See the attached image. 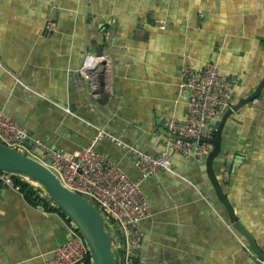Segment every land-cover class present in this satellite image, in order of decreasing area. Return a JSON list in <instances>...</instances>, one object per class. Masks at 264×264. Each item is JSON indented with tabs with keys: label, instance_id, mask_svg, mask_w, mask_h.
Returning a JSON list of instances; mask_svg holds the SVG:
<instances>
[{
	"label": "crops",
	"instance_id": "obj_1",
	"mask_svg": "<svg viewBox=\"0 0 264 264\" xmlns=\"http://www.w3.org/2000/svg\"><path fill=\"white\" fill-rule=\"evenodd\" d=\"M88 56L103 59L99 97L79 71ZM210 62L239 79L232 106L257 89L264 0H0V111L39 146L61 153L74 155L103 129L159 155L167 123L187 118L182 69ZM98 151L141 179L127 148L104 139ZM206 159L172 154L170 171L143 182L151 216L139 224L133 256L141 264H264L231 223ZM214 172L264 252V89L228 118ZM3 177L0 264H47L70 238L71 223L54 203L30 205ZM114 253L122 257L117 235Z\"/></svg>",
	"mask_w": 264,
	"mask_h": 264
},
{
	"label": "built area",
	"instance_id": "obj_2",
	"mask_svg": "<svg viewBox=\"0 0 264 264\" xmlns=\"http://www.w3.org/2000/svg\"><path fill=\"white\" fill-rule=\"evenodd\" d=\"M102 61V57L88 56L79 70L96 97H99L101 86L99 63ZM238 81L234 75H223L215 62L205 64L201 70L183 68L181 87L189 95L187 118L171 119L167 123V130L172 137H168L165 150L157 156L127 147L115 135L103 129H98L90 144L74 155L40 146L52 159L50 169L61 183L90 202L97 203V209L103 212L115 229V235L120 237L124 264L133 263L132 256L141 239L139 224L151 216L142 188L143 182L162 171H170L172 154H180L186 159H198L210 154V144L190 143L188 140L214 138L216 128L212 124L231 108ZM26 135L19 123L0 111L1 144L23 152ZM173 136L180 139H174ZM104 139L130 151L141 174L140 180H133L98 151ZM3 179L12 184L8 176ZM71 226L70 238L54 252L47 264H85L90 256L89 249L72 223Z\"/></svg>",
	"mask_w": 264,
	"mask_h": 264
},
{
	"label": "water",
	"instance_id": "obj_3",
	"mask_svg": "<svg viewBox=\"0 0 264 264\" xmlns=\"http://www.w3.org/2000/svg\"><path fill=\"white\" fill-rule=\"evenodd\" d=\"M263 89L264 79L249 97L233 105L223 115L215 130L213 139H189L188 141L190 143H208L212 146L211 152L206 159V168L216 195L226 208L236 231L246 239L254 254L264 261V252L260 249L254 237L239 221L234 207L229 202L214 172V162L221 153L223 130L228 118L238 112L243 106L258 99ZM166 136L172 137L168 131ZM173 138L178 139L179 137L173 136ZM23 147L31 155L0 143V172L23 177L40 188L74 225L77 233L89 249L92 264H124L123 258L116 257L114 253L115 229L105 218L103 212L98 210L88 199L61 183L50 169L53 164L52 159L42 150L35 139L26 135L23 140ZM141 244L142 242L139 243V246ZM132 259H134V256H132ZM133 263L141 264L139 255L135 257Z\"/></svg>",
	"mask_w": 264,
	"mask_h": 264
},
{
	"label": "trees",
	"instance_id": "obj_4",
	"mask_svg": "<svg viewBox=\"0 0 264 264\" xmlns=\"http://www.w3.org/2000/svg\"><path fill=\"white\" fill-rule=\"evenodd\" d=\"M0 175L8 176L11 179L13 186L19 189V192L24 196L25 200L33 207L43 206L47 208L49 207V202L53 204V202L44 194V192L39 187L34 185L31 181H28L27 179L20 176L7 175L2 172H0ZM91 203L96 208H99L97 203H95L94 201H91ZM51 207L52 210L60 213L68 220L69 223H71L70 220L62 213V211L56 205L53 204L51 205ZM85 264H92L90 256L85 261Z\"/></svg>",
	"mask_w": 264,
	"mask_h": 264
},
{
	"label": "rangeland",
	"instance_id": "obj_5",
	"mask_svg": "<svg viewBox=\"0 0 264 264\" xmlns=\"http://www.w3.org/2000/svg\"><path fill=\"white\" fill-rule=\"evenodd\" d=\"M23 152H24V153H27V154H30V153H29L26 149H24V148H23ZM30 155H31V154H30ZM98 210H100V209H98ZM116 254H117V253H116ZM116 256H117V255H116Z\"/></svg>",
	"mask_w": 264,
	"mask_h": 264
}]
</instances>
